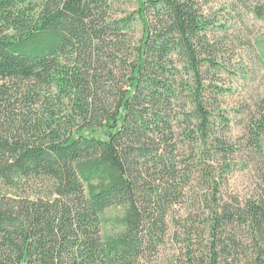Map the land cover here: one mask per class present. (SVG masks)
I'll return each instance as SVG.
<instances>
[{
	"label": "trees",
	"instance_id": "16d2710c",
	"mask_svg": "<svg viewBox=\"0 0 264 264\" xmlns=\"http://www.w3.org/2000/svg\"><path fill=\"white\" fill-rule=\"evenodd\" d=\"M227 27L198 0H0V264H142L192 174L213 183L199 264H264V198L207 172L232 151ZM245 138L264 157V98Z\"/></svg>",
	"mask_w": 264,
	"mask_h": 264
},
{
	"label": "rangeland",
	"instance_id": "374dc122",
	"mask_svg": "<svg viewBox=\"0 0 264 264\" xmlns=\"http://www.w3.org/2000/svg\"><path fill=\"white\" fill-rule=\"evenodd\" d=\"M198 1L205 10H214L227 20L228 26L218 32L226 67L219 75L218 85L225 91L219 96L218 110L228 119L224 139L232 151L228 157L218 155L206 161L213 166L207 172L216 173L223 200L264 198V157L254 154L245 138L256 104L264 98V18L252 13V7L262 5L263 0ZM191 176L180 201L168 210L163 243L142 264L200 263L208 242L205 206L212 200L213 183L202 181L198 174ZM119 212V208L108 209L104 216L111 218ZM102 229L112 232L115 228L108 223Z\"/></svg>",
	"mask_w": 264,
	"mask_h": 264
}]
</instances>
